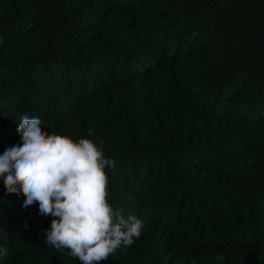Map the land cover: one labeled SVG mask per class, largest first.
<instances>
[{"label":"trees","instance_id":"obj_1","mask_svg":"<svg viewBox=\"0 0 264 264\" xmlns=\"http://www.w3.org/2000/svg\"><path fill=\"white\" fill-rule=\"evenodd\" d=\"M25 115L115 161L144 228L102 264H264V0H0V155ZM25 199L0 264H81Z\"/></svg>","mask_w":264,"mask_h":264},{"label":"clouds","instance_id":"obj_2","mask_svg":"<svg viewBox=\"0 0 264 264\" xmlns=\"http://www.w3.org/2000/svg\"><path fill=\"white\" fill-rule=\"evenodd\" d=\"M18 133L22 144L0 155V181L8 195L26 197L25 208L38 203L42 216L54 218L46 232L49 245L69 250L81 264H102L140 238L144 223L125 219L108 201L105 169L115 161L94 141L49 134L27 115Z\"/></svg>","mask_w":264,"mask_h":264}]
</instances>
